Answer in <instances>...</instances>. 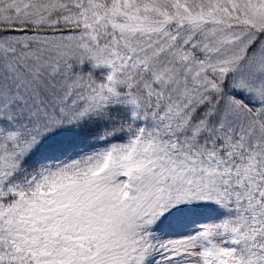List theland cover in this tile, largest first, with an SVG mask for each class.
I'll use <instances>...</instances> for the list:
<instances>
[{
    "label": "snow or ice",
    "instance_id": "snow-or-ice-1",
    "mask_svg": "<svg viewBox=\"0 0 264 264\" xmlns=\"http://www.w3.org/2000/svg\"><path fill=\"white\" fill-rule=\"evenodd\" d=\"M0 264H264V0H0Z\"/></svg>",
    "mask_w": 264,
    "mask_h": 264
}]
</instances>
